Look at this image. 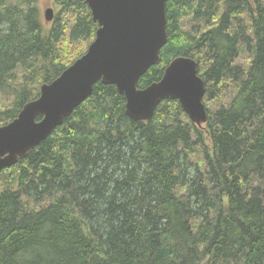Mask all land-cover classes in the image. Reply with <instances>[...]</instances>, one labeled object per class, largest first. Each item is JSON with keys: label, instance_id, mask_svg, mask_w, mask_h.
Masks as SVG:
<instances>
[{"label": "trees", "instance_id": "1", "mask_svg": "<svg viewBox=\"0 0 264 264\" xmlns=\"http://www.w3.org/2000/svg\"><path fill=\"white\" fill-rule=\"evenodd\" d=\"M53 2L46 25L38 0H0V126L94 38L85 0ZM165 9L167 42L137 87L192 57L206 122L172 98L134 121L115 86L97 82L0 171V264H264V0Z\"/></svg>", "mask_w": 264, "mask_h": 264}, {"label": "water", "instance_id": "2", "mask_svg": "<svg viewBox=\"0 0 264 264\" xmlns=\"http://www.w3.org/2000/svg\"><path fill=\"white\" fill-rule=\"evenodd\" d=\"M85 1L98 25L93 40L56 78L41 84L36 99L0 126V171L61 125L99 81L114 85L125 97L124 112L134 121L149 120L161 100L172 98L198 127L206 122L205 84L192 57H174L159 80L137 87L139 78L159 62L167 42V0ZM53 16V8L47 7L44 20Z\"/></svg>", "mask_w": 264, "mask_h": 264}, {"label": "rangeland", "instance_id": "3", "mask_svg": "<svg viewBox=\"0 0 264 264\" xmlns=\"http://www.w3.org/2000/svg\"><path fill=\"white\" fill-rule=\"evenodd\" d=\"M9 1H12V0H9ZM47 7H52L53 8V10H54V14L57 12V8H56V6H55V4H54V2H53V0H38V8H39V10H40V14H41V17H42V19H43V21H44V23L46 24V25H49V24H51V21H46V20H44V10L47 8ZM182 22H183V25H182V28L183 29H185V30H192L193 29V27H194V24L192 23V21L190 20V19H183L182 20ZM188 25V26H187ZM93 40V39H92ZM92 40H89V42L88 43H85L84 44V49H86L87 48V46H88V44L92 41ZM75 44H77V42L76 41H74V42H72V45H75ZM86 51V50H85ZM84 51V52H85ZM162 51V50H161ZM83 52V53H84ZM82 55V54H81ZM80 55V56H81ZM245 61V60H244ZM239 63H241V61H239ZM17 74H19V73H17ZM8 94L5 92V91H3V92H0V111H2L3 109H4V107L6 106V104H7V101H6V99L8 98ZM206 108H209V106H206Z\"/></svg>", "mask_w": 264, "mask_h": 264}, {"label": "bare ground", "instance_id": "4", "mask_svg": "<svg viewBox=\"0 0 264 264\" xmlns=\"http://www.w3.org/2000/svg\"><path fill=\"white\" fill-rule=\"evenodd\" d=\"M184 18V17H183ZM192 18V17H191ZM186 19H188V18H186ZM200 23V22H199ZM188 26V25H187Z\"/></svg>", "mask_w": 264, "mask_h": 264}]
</instances>
